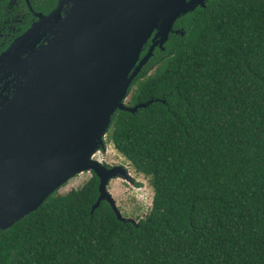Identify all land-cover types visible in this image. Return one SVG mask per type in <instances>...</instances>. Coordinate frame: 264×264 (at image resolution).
I'll list each match as a JSON object with an SVG mask.
<instances>
[{
    "label": "trees",
    "instance_id": "trees-1",
    "mask_svg": "<svg viewBox=\"0 0 264 264\" xmlns=\"http://www.w3.org/2000/svg\"><path fill=\"white\" fill-rule=\"evenodd\" d=\"M174 28L125 104L153 102L105 139L149 179L150 212L92 214L91 173L0 231V264H264V0H207Z\"/></svg>",
    "mask_w": 264,
    "mask_h": 264
},
{
    "label": "water",
    "instance_id": "water-1",
    "mask_svg": "<svg viewBox=\"0 0 264 264\" xmlns=\"http://www.w3.org/2000/svg\"><path fill=\"white\" fill-rule=\"evenodd\" d=\"M206 2L60 0L0 56V82L11 76L7 85L13 83L0 98V231L85 173L99 178L92 214L105 201L119 221L137 223L123 216L108 188L129 179L127 171L95 157L107 149L117 111L136 113L153 102L125 104L154 51H164L172 33L185 34L174 29L177 20Z\"/></svg>",
    "mask_w": 264,
    "mask_h": 264
},
{
    "label": "flooded vegetation",
    "instance_id": "flooded-vegetation-1",
    "mask_svg": "<svg viewBox=\"0 0 264 264\" xmlns=\"http://www.w3.org/2000/svg\"><path fill=\"white\" fill-rule=\"evenodd\" d=\"M59 3L60 0H0V56L7 51L17 39L39 22L41 16H48L56 11L59 7ZM68 9L69 6H64L62 10L63 17L65 11ZM48 37L49 36H47V38ZM45 39L46 37L42 39L43 41L40 42L37 47L43 45ZM147 45L150 47L151 41ZM22 56L24 57L26 54H23ZM11 80L12 77L9 76L5 77L3 81L0 82V98L1 96L4 97L9 94L13 83H10L9 85H7V83ZM95 159L99 160L107 168L122 166L130 177L129 179L123 178V185L127 188H129V186H133V188L134 186H138L139 182L131 175L125 165H116L108 162L103 159L102 152H99Z\"/></svg>",
    "mask_w": 264,
    "mask_h": 264
},
{
    "label": "rangeland",
    "instance_id": "rangeland-1",
    "mask_svg": "<svg viewBox=\"0 0 264 264\" xmlns=\"http://www.w3.org/2000/svg\"><path fill=\"white\" fill-rule=\"evenodd\" d=\"M102 153L103 159L108 162L116 165H125L131 175L139 182L140 186H134V188L133 186H129V188H127L123 185V180L119 179L110 182L108 188L123 216L134 220L143 219L150 212L154 197V190L149 179L143 174L137 173L131 163L114 149L112 143L107 144L106 151ZM91 176V173H85L72 179L59 190L58 193L66 194L72 189H78L83 186Z\"/></svg>",
    "mask_w": 264,
    "mask_h": 264
}]
</instances>
